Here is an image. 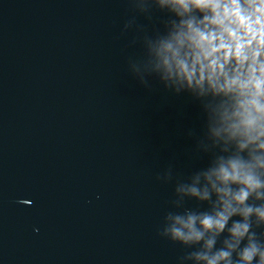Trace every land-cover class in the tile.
I'll list each match as a JSON object with an SVG mask.
<instances>
[{"label": "water", "instance_id": "obj_1", "mask_svg": "<svg viewBox=\"0 0 264 264\" xmlns=\"http://www.w3.org/2000/svg\"><path fill=\"white\" fill-rule=\"evenodd\" d=\"M168 22L154 0H0V264H191L161 232L208 207L175 189L218 149L208 101L152 64Z\"/></svg>", "mask_w": 264, "mask_h": 264}, {"label": "clouds", "instance_id": "obj_2", "mask_svg": "<svg viewBox=\"0 0 264 264\" xmlns=\"http://www.w3.org/2000/svg\"><path fill=\"white\" fill-rule=\"evenodd\" d=\"M169 17L149 41L162 79L208 101L209 166L179 184L204 210L169 212L161 235L191 264H264V0H154ZM219 245V246H218Z\"/></svg>", "mask_w": 264, "mask_h": 264}]
</instances>
